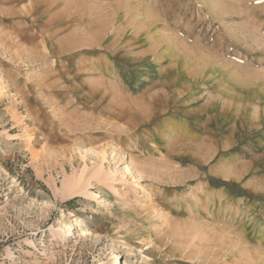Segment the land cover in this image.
<instances>
[{
	"label": "rangeland",
	"instance_id": "1",
	"mask_svg": "<svg viewBox=\"0 0 264 264\" xmlns=\"http://www.w3.org/2000/svg\"><path fill=\"white\" fill-rule=\"evenodd\" d=\"M116 257L264 264V0H0V264Z\"/></svg>",
	"mask_w": 264,
	"mask_h": 264
},
{
	"label": "bare ground",
	"instance_id": "2",
	"mask_svg": "<svg viewBox=\"0 0 264 264\" xmlns=\"http://www.w3.org/2000/svg\"><path fill=\"white\" fill-rule=\"evenodd\" d=\"M99 49H100V48H99ZM100 190H101V188H100ZM112 190H113V191H112V194H111L112 196H116V195L118 194V192H119L118 187H114ZM87 198H90V195H87ZM94 198H96L97 201L100 202L101 199H102V193H100V194H98V195H94ZM75 225H78V226L80 227L81 222H76ZM117 262H119L118 257H116V263H114V264H117Z\"/></svg>",
	"mask_w": 264,
	"mask_h": 264
}]
</instances>
